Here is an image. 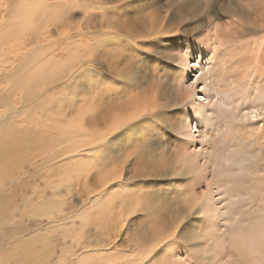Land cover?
I'll return each mask as SVG.
<instances>
[{
    "label": "rangeland",
    "instance_id": "obj_1",
    "mask_svg": "<svg viewBox=\"0 0 264 264\" xmlns=\"http://www.w3.org/2000/svg\"><path fill=\"white\" fill-rule=\"evenodd\" d=\"M54 1L60 4L45 8ZM85 1L0 0V264H115L121 260L123 264H163L162 252L136 255L132 249L136 236L153 227L146 215L156 212L154 208L171 221L173 212L201 193L206 194L204 203L208 200L214 214H185L161 236L173 240L168 249L179 251L174 257L177 264H235L231 244L238 228L258 221L264 248V206L257 198L248 203L255 191L247 188L260 153L253 142L233 136L236 125L248 130L260 127L264 135V120L260 119L264 112L258 109L256 113H261L254 121L240 117L250 111L244 106L257 97L255 86L249 76L243 84L226 85L225 81L216 86L213 74L225 68L217 55L212 58L192 48L188 68L178 59L186 53V45L211 49L216 36L235 46L252 47L251 54L255 48L262 53L264 0L108 3L123 6L114 17L120 24L136 23L149 17L157 3H167L171 22L179 29L176 35L134 37V43L124 44L123 59L103 55L107 46L96 44L98 36L97 40L83 36L80 44L75 42L73 36L83 32L88 13L98 12L94 6L86 7ZM47 16L61 18L62 24H49L47 37L38 45L32 39ZM92 22L100 23L101 18L94 16ZM48 44L55 48L48 59H59L55 71L47 75L56 79L53 83L39 71L47 53L40 49ZM88 48L95 54L87 55ZM79 57L85 63L78 62ZM22 62L23 70L16 69ZM261 65L264 82V62ZM66 70L72 75L62 77ZM187 92L190 96L183 100ZM193 104L203 107L199 115L191 113ZM119 108L124 109V116L135 110L139 114L128 126L106 135L95 149L84 146L88 130L106 129L104 122L118 116ZM182 127L187 130L183 134ZM68 134L76 141L69 142ZM64 137L68 144L61 141ZM190 159L207 168V179L195 180L199 182L193 191L186 189L189 180L183 174V163ZM206 182H210L208 187ZM104 187L114 191L116 198L134 193L125 210L131 213L114 218L115 225L110 227L112 237L116 235L115 251L104 255L110 249L89 250L88 240L95 239L94 230L99 231L90 222L78 229L75 255H62L70 240L56 224L64 220L67 227L72 221L77 226L79 214L87 210L93 220L97 215L90 204L110 196L106 191L98 193ZM140 197L143 201L138 202ZM137 204L141 206L138 210ZM101 206L107 209L105 203ZM61 208L62 213L58 212ZM64 232L65 239L61 237Z\"/></svg>",
    "mask_w": 264,
    "mask_h": 264
},
{
    "label": "bare ground",
    "instance_id": "obj_2",
    "mask_svg": "<svg viewBox=\"0 0 264 264\" xmlns=\"http://www.w3.org/2000/svg\"><path fill=\"white\" fill-rule=\"evenodd\" d=\"M116 1H118V0H86L85 1V2H87L86 7H89V6L93 7L94 6L93 9L98 11V12H95L94 10H93L94 13H88L89 11L87 12L90 15L89 16L87 15L88 17H86V24H85V28H84L83 32H80L79 34H76L75 36H73V37H77L75 40L76 43L80 44L79 41L83 39V36L85 39L89 38V37H94V38L96 37V40H97V36H98L99 37L98 39H100V40H97L96 44L103 43L105 45V47L107 46L105 49L102 50L103 55L109 56V57H115L116 59L117 58L123 59V58H126V53H124V51H123L124 50V44L128 43V42L134 43V37L138 36V37H143V38H150V37L152 38V37H157L160 35H167V34H175L176 35L179 32L178 27H176L175 24L173 25L172 24L173 22H171L172 17H171V13H170V10H169L167 3H164L162 5L157 3L155 5V9L153 10L154 12H152V14L149 17L142 18V19H140V21H138L136 23L120 24L121 22H119V20H117L114 17L116 15V13L119 12L121 8H123V6L122 5L107 6L108 3H114ZM74 3H76V2H74ZM54 4L59 5L60 3L58 1H54L51 3H46L44 6H46L45 8H47V7H51ZM77 4H79V3H77ZM80 5L82 7V4H80ZM83 8H85V7H83ZM94 16L101 18V22L100 23L92 22ZM61 20H62L61 18H53V17L51 18L48 16L45 17L39 25L40 27L38 29L39 33H37V37L35 36L36 38H34L32 40H34L36 42V44L39 45L41 42L40 40L45 39L48 35L47 28L51 27V25L49 26V24L53 23V25H55V24L61 25L62 24ZM204 22L205 21H203V23ZM97 27H99V29H97ZM49 30H50V28H49ZM118 31H123L126 35L120 34V32H118ZM10 34H12V33H10ZM233 34L236 35L237 33H233ZM228 36H230V35H227L226 37H228ZM100 37H102V38H100ZM214 38H215V35H214ZM218 38L219 39H217V36H216V39H214L211 42V44H212L211 49L205 48V47L203 48L200 46L198 47V46H194V45H186V47H185L186 53H183V56L182 55L179 56V58H178L179 63L182 64L184 67H187V68L189 67L187 60H188V58L192 57V48L198 49L200 54L208 53L212 58L217 55V57H220V59H221V61H219L220 65L221 66L225 65V68L224 69L217 68L215 70L213 77H214V84L216 86L220 83H224L225 81H226V85H228V84H239L241 82L243 84V82L245 81L247 76H249V78H250V81H249L250 84L255 86L254 89L257 92V97L256 98L254 97V100H252L251 103L244 106L243 109H246V110L250 109V111L242 113L240 117L241 118H246V117L252 118L253 114L257 115V114L261 113V112L256 113V111L258 109H260L262 112H264V82L263 81L261 82V79H260V78H263L262 73H261L263 70V67L261 64L264 62V51L261 53V50H259V48H255V50L251 54L250 52L252 50V47L247 48L245 46L246 44L245 45L242 44L241 47L235 46L231 43L229 44V43L224 42L226 40L222 39V37L221 38L218 37ZM230 38H231V36H230ZM220 39H222L223 41ZM75 42H74V44L76 45ZM151 42H154V41H151ZM65 43H67V42H65ZM68 44H70V42H68ZM41 45H44V44H41ZM41 45H40V47H41ZM227 45H229V46L226 49H223L220 53H218L216 51L219 47L227 46ZM110 46H113V47L114 46H120L121 49H119V51L111 50ZM247 46H249V45H247ZM43 47H45V49H40V51L47 50V53L44 55L45 57H42L43 61H41V62H43L44 66L41 67L42 69H40L39 71L41 73H43V75L47 76V75H51V73H53V71H55L54 69L58 64L59 59L55 60L54 57L52 59L51 58L48 59L49 55L52 52H54L55 48L52 49L51 45H49V44L46 46H43ZM91 54L92 55L95 54V51L94 50L88 51L87 55L91 56ZM70 57H72V56H70ZM115 58H114V60H115ZM67 59L70 61L72 60L69 57ZM67 59H66V61H67ZM40 60H42V59L40 58ZM44 62H46V65L44 64ZM78 62H80L81 64L85 63V61L81 60L80 57L78 59ZM87 62L90 63V59L87 60ZM64 63H65V61H64ZM23 64H24V62L18 63L15 68L20 70V68L23 67ZM32 67L34 68V65ZM21 70H23V68ZM56 72H58V71H56ZM253 74H255L254 77L252 76ZM71 75L72 74L69 73V70H66L62 73L61 76L65 77V76H71ZM57 77H58L57 78L58 80L61 79V78H59V76H57ZM49 79H50V81H47L49 83H53L56 81V79H51V78H49ZM27 83L28 84L32 83V80L28 81ZM189 96H190L189 92H187L186 96L184 97L183 100H185ZM149 101H150V99H149ZM150 104L154 105L156 103L151 102ZM202 109H203L202 106H199L198 104H193L191 113L193 115H199L202 112ZM134 113L135 114H128V115L124 116V109L119 108L118 112L116 113V115H118V116L114 117L115 119L113 118V120H110L111 119V117H110L104 122V124L107 125L106 129H105L106 126H104V128L102 130H99V131H97L96 129L88 130V138H87L86 142L83 143V145L87 146V148H89V150L95 149L98 142L101 139L104 140L106 138L105 137L106 135H108V136L112 135V134L116 133V131H118L119 129L121 130L125 126H128V123L133 121L134 118H136V115L139 114V111L136 112V110H135ZM248 115H250V116H248ZM108 126L110 128H108ZM186 126H184V127H186ZM261 128H262V126H261ZM181 130H182L181 134H183L185 131H187L183 127L180 128V131ZM261 130L262 129H260V127L252 129V130H248L244 126H237L236 125V126H234L233 136H236L240 140H244V141L247 140V141L253 142L255 148L260 153V154L258 153L260 155L259 161L255 165V168H253V170H252L253 176L250 175L251 176L250 179L248 177L249 180L247 182V188H248V190L255 191L254 199H252V201H249L248 203L255 201V198H257L261 202L262 206H264V151H263V149H264V135H262ZM187 135H189V133H187ZM187 135H186V137H188ZM68 140H69V142H70V140H71V142L76 141L75 139H73V136L70 137L69 134H68ZM61 141L63 143L68 144L67 138H65V137L63 139H61ZM65 147L66 146L60 147L58 150L61 151ZM195 162H196L195 160L193 161L190 159L187 162V164L183 163V165L185 166L183 174H185V177H187L188 178L187 180H189V182H188L189 186H186L187 187L186 189L190 188V190H192V191L195 188L194 186L196 184H198V182H199L198 181L197 183H195L194 182L195 180L199 179L200 177H202L204 180L207 179V170H206L207 168L206 167L203 168L202 166H199ZM209 185H210V182H206V187H208ZM186 189H183L181 192L186 191ZM107 190L108 189L104 187L103 189L98 191V193H101V192L104 193V191L107 192ZM245 190H247V189H245ZM60 193H62V192L60 191ZM107 194H109L110 196H114V195L116 196L114 191L107 192ZM133 194L134 193H131V195H133ZM131 195H127V197L123 196L122 198H118V197L116 198L115 196H114V198H112V197L108 196L106 198L93 200V203L90 204L89 208H94L97 216L95 218H93V220H92L87 215L88 210H87V213L81 212V214H79L80 217L78 216L80 223L77 226L72 221L71 225L72 226L74 225V226L73 227L72 226L67 227L66 226L67 223L64 220L63 221L60 220V222H58L56 224V226L61 227V228L63 227L62 230L66 231V233L68 234V238L70 240V243H68L62 249V255H65V256L71 255V258L73 255H75V252H74L75 250L73 247L78 245V243H79L77 240L78 239V234H77L78 229L82 228V226H84V225L89 224L90 222H92L93 225H95L94 228L99 229V231L98 230L93 231L94 232L93 238L98 239L97 241L95 239L94 240H91V239L88 240V244L90 243V245H88L90 247L89 250L94 252V251H106L107 249H110L104 255L112 254V251H115V246L112 245L113 237L116 235H113V237H112V235L110 234V231H111L110 227H112V225L114 224V220H115L114 218L120 217V215L125 218L127 215H129L131 213V211L125 212V210L127 209L128 205H129V202H130L129 200H131ZM205 195L206 194L201 193L198 197H194L190 201L186 202L187 204L185 203V208H181V210L175 211V212H173V214H171L172 215V217L170 218V219H172L171 221L167 220L166 219L167 217L163 216L158 209H154V208L152 209L151 208V210L156 211V212H150L149 214H147L146 219L148 220L149 225H151V226L153 225V227L150 226L152 229L150 228V231L148 233L138 234V236H136V238L134 237L135 239L133 240V243H132V249L137 252L136 255H141V254L145 253L146 251H153L154 250V251L162 252V254H161L162 255V261H164L163 264H177L174 261V257L177 256L179 251L176 248H175L176 250L174 248H172L173 250L168 249V247L173 244V240L172 239H168V240L164 239L163 240L161 238V236L163 235L164 231L167 228H169L170 225H172V223L174 221H177V224H178L180 222V219L184 218L185 214L188 215L191 212H194V213H199V214L200 213H205V214L211 213L213 215L214 214L213 209L208 208V205H209L208 200H207V202L204 203ZM139 201H143V197H140L138 199V202ZM104 203H105V207H107V209L102 208L101 205L102 204L104 205ZM109 205H114V206H112V207L110 206L108 208ZM179 211L181 213H179ZM58 212L62 213L63 212L62 208H61V210H58ZM95 221H96V223H95ZM119 223H121V222H119ZM103 227H105V228L107 227V228L104 229ZM108 227L110 229H108ZM238 229L239 230H237L236 237L233 238V241L231 244V246H232L231 252H232V254H234L237 257V261L235 264H264L263 227H262V224L259 221L257 223L253 222V223H250L245 228L243 227V228H238ZM152 231H154V232H152ZM64 235H65V232L61 235V237L63 239H65ZM63 244H65V241H63ZM159 244L161 246L158 247ZM119 253L121 254V251H119ZM77 255H82V253L77 254ZM91 261H93V263H94V261L96 262V260H91ZM121 261H123V260H121ZM120 262L119 263L116 262L115 264H123L124 263V262L123 263H120ZM94 264H96V263H94Z\"/></svg>",
    "mask_w": 264,
    "mask_h": 264
},
{
    "label": "snow or ice",
    "instance_id": "obj_3",
    "mask_svg": "<svg viewBox=\"0 0 264 264\" xmlns=\"http://www.w3.org/2000/svg\"><path fill=\"white\" fill-rule=\"evenodd\" d=\"M195 87L197 88V85H196ZM200 90L203 91L202 88H201ZM155 111H156V109H153V112H155ZM251 119H252L253 121H254V120H257V116H256L255 114H253V116H252ZM260 119H261V120H264V118H260ZM130 158H131V156L128 157V159H130ZM126 162H127V161H125V163H126ZM140 207H141V206H140L139 204H137V206H136L137 210L140 209ZM133 214H135V212H134Z\"/></svg>",
    "mask_w": 264,
    "mask_h": 264
}]
</instances>
